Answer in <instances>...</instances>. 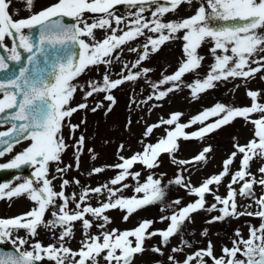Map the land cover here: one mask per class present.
<instances>
[{
	"label": "snow or ice",
	"instance_id": "snow-or-ice-1",
	"mask_svg": "<svg viewBox=\"0 0 264 264\" xmlns=\"http://www.w3.org/2000/svg\"><path fill=\"white\" fill-rule=\"evenodd\" d=\"M23 3L25 10L31 15L14 20L9 12L10 0H0V49L8 53L7 61L20 65L18 70L0 82V127L10 125L7 131H0V157L11 153L22 141H30V144L10 162L0 165V169L18 170L29 166L33 171L31 178L14 187L8 183L0 184V200H12L26 195L35 206L20 216L0 218V244L10 241L15 246L16 253L0 254V264H42L44 261L52 264H99L98 257H102L106 264H133L134 257L146 250V240L158 236L161 238V244L166 246L185 222H193L192 214L201 210L220 213L219 216L206 221L209 224L245 215L258 217L262 223L259 228H249L248 239H243L239 230H236L235 236L238 239H233L231 249L222 247V255L219 258L214 255V246L209 240L205 249L187 255L183 264H193V261L196 264H205V258H210L211 264H264V195L256 198L253 191L256 184L264 187V165L258 168L259 179L250 171L252 161L256 158L264 160V104L258 102L262 95L258 91L246 92L251 101L250 106L234 107L216 103L191 118L188 123L179 122L182 113H173L169 118H162L159 123L147 126L145 138L164 125L169 128L165 129V136L155 144H146L142 152L131 157L121 156L120 163L110 166L119 170L109 181L113 187L106 184L90 190L84 189L77 198L75 194L68 196L64 191L70 183L69 180L62 179L61 191L56 192L52 183L55 177L49 179L50 165H59L62 154L69 147L62 135L66 119L88 107L84 103L71 107L70 102L74 94L78 90L82 91L84 99L87 100L94 94L105 93L104 99L110 102L107 111L110 112L116 103L112 91L125 82L146 76L149 69H140V65L150 54L157 53L172 40H183L184 58L174 73L163 76L152 85L154 95H150L148 100H163L170 93L180 89L181 85L189 88L193 98H198L221 81H247L257 73L264 72V0H206V6H199L194 15L178 21H166L164 17L177 12L184 4L191 5L193 0H56L38 12L33 11L35 0H23ZM120 5L129 10L127 16L115 14V9ZM133 9L135 11H132ZM145 12H150V17L146 18ZM86 13L95 14L96 19L88 23ZM66 18L73 23H65ZM121 25L127 30L122 29ZM96 30H103L107 34L97 40ZM146 32L152 35H146ZM180 33L183 35H178ZM140 37H145L143 51L130 67L127 63L123 65L122 71L127 70V75L113 80L106 72L101 83L89 81L86 91L74 83L86 69L100 65L107 67L113 60L118 61V50ZM6 38L12 40L10 49L5 45ZM85 38L92 43L86 42ZM205 42L211 43L209 51L214 57V63L210 65L206 76L185 84L183 78L188 74H197L202 67L204 57L198 50ZM77 48L78 53L75 51ZM20 50L27 53V57L22 56ZM128 51L138 52V49L129 47ZM6 59L0 55V72H6L9 68ZM253 64L259 66L252 67ZM132 69L140 70L133 72ZM260 79L264 80V75ZM165 85L169 87L156 91ZM99 107V104L96 105L92 111L95 112ZM256 113L261 114L260 117L250 119ZM214 117L217 119L212 123H205ZM237 118H242L254 126L253 139L246 145L234 144L236 151L223 161L221 172L205 179L200 186L185 183L180 175L169 182L185 188L188 194L196 199L186 206L178 207L170 216L162 217L161 222L169 221L165 230L150 232L153 221L145 220L132 230L117 232L112 229L110 232L103 231L101 235L89 234V230L94 226L104 229L111 223L110 218L105 215L110 210L125 212L123 219L127 221L138 210L163 201L165 191L161 187V180L154 179L151 175L147 177L146 182H137L134 188L136 194H143L142 197L118 196L119 192L129 187L125 181L129 178L138 181L141 173L132 171L134 166L157 168L160 166L159 157L162 154L174 157L180 139L202 140ZM196 124L203 127L194 132L185 131ZM69 128L70 132L74 133L78 125H69ZM84 144L85 138L81 136L74 145L77 169ZM120 150H123V145ZM209 152L211 147H205L192 160L178 161L173 158V163L184 165L206 162V154ZM237 154H241L239 169L231 174V179L226 185L227 194L221 197L216 191L224 178L230 174V166L233 165ZM91 158L94 160L96 156ZM71 167H57L56 171L64 173ZM104 171V167H97L91 174ZM75 183L79 184V181ZM236 184H240L238 192L234 188ZM117 185L120 187H115ZM213 185L216 186V191L211 187ZM105 192V202L97 207L88 204L90 195H103ZM207 195H211L215 203L206 207ZM237 195L253 201L258 210L238 211L240 206L237 203ZM70 202L75 203V211L70 210ZM172 203L179 206L181 200L177 199ZM244 207L251 208L252 204ZM50 209L54 210L49 212ZM163 210L162 208L161 211ZM46 214L50 215L51 219H46ZM88 217L102 222L94 225ZM76 222H80L86 238L82 241L80 249L73 251L62 242L73 236ZM41 227L54 234L61 242L59 246H44L35 240ZM56 229H60L58 235ZM20 230L25 231L28 239L18 235L12 238L13 234ZM207 234V229L201 233L202 236ZM30 240L34 242L30 243ZM25 245L31 250H23ZM240 245H243V248ZM151 251L163 254L157 247H152ZM171 251L177 253L182 249L172 248ZM168 259L171 264H180L174 256L170 255Z\"/></svg>",
	"mask_w": 264,
	"mask_h": 264
},
{
	"label": "rangeland",
	"instance_id": "rangeland-1",
	"mask_svg": "<svg viewBox=\"0 0 264 264\" xmlns=\"http://www.w3.org/2000/svg\"><path fill=\"white\" fill-rule=\"evenodd\" d=\"M56 0H35V5L33 8L34 12H38L51 4L55 3ZM201 5L206 6V0H193L191 5H182L177 12L167 14L164 19L166 21H178L183 18L191 17L195 14L197 8ZM132 11H135L133 9ZM210 11V10H209ZM9 12L12 14L14 20H19L26 18L31 15L30 12L25 10L23 0H10ZM129 10L121 5L115 9V14L118 16H127ZM145 17H150V12H145ZM88 18V23H92L96 19L95 14H85ZM215 23V22H214ZM223 23V22H220ZM122 29L124 25L120 26ZM26 31V30H25ZM107 33L103 30H96L95 36L97 40L104 38ZM120 34V33H117ZM146 35H152L146 32ZM180 36L183 33L178 34ZM86 42L92 43V41L87 40ZM145 43V37H140L138 40L131 42L128 45L123 46L121 50H118L120 59L113 60L111 65L107 67L100 65L95 67H90L86 69L85 72L77 78L74 83L83 87L85 91L87 90V84L89 81L101 83L103 76L107 72L110 79H120L122 75H127V70H123V65L127 63L129 67L133 62L138 59V55L143 51V44ZM5 45L9 49L12 46V40H5ZM183 40L175 39L164 46L155 53L150 54L148 59H146L141 65L140 69H149L146 76H141L140 79L136 81H128L120 85L117 89L112 91V95L115 98L116 103L112 106V110L108 112V107L110 102L104 99L105 93L94 94L93 97H89L87 100L84 99V92L77 91L74 94L72 101L70 102L71 107H76L77 105L84 103L88 107L81 109L73 114L71 118H67L65 121V126L62 129V135L65 142L69 145L66 151L62 154V159L59 165H50V175L49 179L55 177L52 180L54 191H61L62 179H67L70 181L69 185L64 189L66 195L75 196L78 198L84 189H94L98 186L108 185L109 181L118 174L117 169L110 166L116 165L121 162L120 157L125 158L131 157L133 154L143 151L146 144H155L159 139L165 136V129L169 126L164 125L161 128L154 130L153 134L145 138V130L149 125L157 124L160 120L167 119L173 113H182L180 123H188L191 118L202 113L203 111L210 109L216 103H222L224 105L234 106V107H245L250 106L251 101L247 97L246 92L248 90H254L260 92L261 98L258 100L259 103L264 104V80L260 79L264 72L257 73L255 77L248 79L247 81L242 79H229L228 81H221L216 87L206 91L201 94L198 98H193L188 87L181 85V88L173 93H170L163 100H148L150 95H154L152 85L160 81L163 76L170 75L176 71L180 63L184 58L182 51ZM129 47H136L138 52H129ZM211 47L210 42H205L202 47L198 50L199 54L204 57L202 61V67L198 70L197 74H188L183 80L185 84H189L197 78H202L206 76L209 71L210 65L214 63V57L209 51ZM252 67H257L259 65L253 64ZM140 69H132L133 72ZM169 87V85L163 86V88L157 89L156 91L163 90ZM144 101H147L144 103ZM100 105L99 108L94 112L93 107ZM107 112V114H105ZM261 114H253L250 119H257ZM217 118H212L205 123H212ZM83 121V123H81ZM69 125H78L77 130L73 133L70 132ZM174 127V126H172ZM203 125L196 124L192 125L191 128L186 129V132H194ZM8 127H0V131H7ZM254 126L251 123H247L242 118H237L231 124L222 127L221 129L209 134L202 140H189L185 141L180 139L178 141V151L175 152L174 157H170L168 154H162L159 157L160 166L154 169L144 168L142 165H136L132 169L134 172H140L141 175L138 177V181L128 179L125 181L129 185L128 188L124 189L122 192L118 193V196L142 197L143 194H136L134 188L137 182L144 183L149 175L153 176L154 179L161 180V187L165 191V197L163 201L158 202L154 205L146 206L133 213L127 221L123 219L125 212L114 209L105 213L111 223L108 224L104 229L92 228L91 231L110 230L112 227H117L118 229L138 226L142 221L149 220L153 221L151 231H157L163 227H168L169 221L164 220L161 222V218L165 216H170L174 210L178 207L186 206L187 204L194 202L196 199L188 194L185 188L178 185L169 183L171 180L176 178L177 175L183 177L185 183H190L193 186H200L201 183L212 175L218 174L222 170L223 161L226 160L231 153L236 151L234 144L246 145L249 140L253 139ZM83 136L85 138V144L83 149H81V154L79 158V168L76 167V148L74 145ZM235 138V139H234ZM30 144V141H22L17 144L11 153L5 154L0 157V165L10 162L14 156L24 149H26ZM121 145H123V150L121 151ZM205 147H211V152L206 154V162H197L191 164L179 165L173 163V158L178 161H190L196 155H198ZM91 150V151H90ZM95 155L96 159L91 157ZM241 154H237V157L230 166V174L224 178L221 185L216 191V186H211L217 195L221 197L226 196L227 188L226 185L231 179V174L239 169ZM71 165L72 167L64 173H59L56 171L57 167L64 168ZM264 165V160L256 158L251 162L250 171L256 176L257 179L260 178L258 173V168ZM97 167H104L105 171L99 174H91L92 170ZM33 169L28 167L24 169L23 173L16 174L8 182L0 179V184L8 183L11 186H16L22 183L25 179L31 178L29 175ZM19 177V179H17ZM79 181V184L75 183ZM242 183V182H241ZM115 187H120L119 185ZM240 184L234 185V188L239 190ZM253 191L255 196L264 195V190H261V186L254 185ZM181 200V205L177 206L172 202L174 200ZM107 200V193L103 195L92 194L88 198V204L93 207H97L100 203ZM206 207L215 203L211 195L206 196ZM251 200L241 198L237 195L238 211H252L253 207L245 209L244 206L250 204ZM35 205L27 198V196H21L19 198H13L12 200L2 199L0 200V218H13L18 215L26 213L28 210L32 209ZM84 205H82L83 207ZM253 206V205H252ZM219 207V205H218ZM69 208L71 211H75V203L70 202ZM164 209L161 211V209ZM54 209H50L52 211ZM220 213L217 211L207 212L199 211L192 214L193 222H185L181 230L174 236L175 248H181V237L183 234L192 236L195 242H199L203 246L206 242L210 240L213 246L220 245L224 240L233 241V239H238L235 236L236 230H239L243 239H248V233L250 227H259L262 221L254 216H241L239 218H226L223 221H216L214 223H206L214 216H219ZM46 219H51L50 215L46 214ZM88 219L92 220L91 217ZM94 225H98L102 221L92 220ZM80 222H76L73 228V236L71 238H66L64 243L65 247L72 248L75 250L81 247L82 241L86 238L82 232L79 231ZM231 225L235 226L234 232L227 233L226 229ZM43 229V230H42ZM207 229V236H202L201 233ZM39 234L35 238L40 242H53L55 244L59 242L54 234L41 227L38 231ZM59 231L56 230L58 235ZM91 235V233L89 232ZM95 233H93L94 235ZM20 236L28 239L24 230H20L18 233L13 234V239L15 236ZM156 238L149 239V244L153 243V246H159L155 243ZM30 243L34 241H29ZM160 242V241H158ZM12 244L10 241H6L4 245ZM2 245V244H0ZM243 248V245H240ZM149 249V248H148ZM29 250L28 245H25V249ZM191 251L192 248H190ZM188 250H186L187 252ZM149 254L145 251L142 256ZM180 257L182 254H177Z\"/></svg>",
	"mask_w": 264,
	"mask_h": 264
},
{
	"label": "flooded vegetation",
	"instance_id": "flooded-vegetation-1",
	"mask_svg": "<svg viewBox=\"0 0 264 264\" xmlns=\"http://www.w3.org/2000/svg\"><path fill=\"white\" fill-rule=\"evenodd\" d=\"M29 166H25V167H22L21 169H18V170H12V169H8L3 175L2 177H0V179L4 180V182H8L12 179V177L16 174H21L23 173L24 169L28 168ZM31 173H29L28 176L31 177ZM261 190L263 191L264 190V187H261ZM261 195H258L256 198H259ZM251 204L253 205V210L251 212H255L258 210V206L253 202V201H250ZM31 210V209H30ZM29 211V210H28ZM27 211V212H28ZM19 216V215H18ZM258 219V217L256 218V220ZM107 226V225H106ZM137 227L136 226H132L131 228L130 227H126V228H121V229H118L117 227H112V229H116L117 232H123L125 230H132V229H135ZM95 229H98L99 227L98 226H95L94 227ZM255 228H259V227H255ZM79 231L83 233V229L81 227V225L79 226ZM112 229L110 230H103V231H111ZM166 227H163L162 229L160 230H165ZM234 229H235V226L234 225H231L230 227H228L226 229V232L229 233H233L234 232ZM40 229H38L39 231ZM43 230V229H42ZM57 231H60V229H56ZM92 229L89 230V232L91 233V235H93V233H95L94 235H101V233L103 232H100V231H91ZM149 231L151 232V229H149ZM156 231V230H155ZM248 237H249V233H248ZM156 238L158 241L155 240V243H157V245L159 246H153V243L151 242V245H148L150 242L149 240H146L145 242V247H146V250L145 251H148V253H150L152 255V257H150L149 254L145 255V256H142V254H144V252L142 254H139V255H136L134 257V260H133V264H171V262L169 261L168 257L171 255V256H174L175 259L177 261L180 262V264H183V260L185 259V257L187 255H192L195 251L197 250H201V249H205L207 247V242H206V245L203 246L202 244H200L199 242H195L192 238V236L190 235H187V234H183V236L181 237V249L182 251L181 252H177V253H173L171 251L172 248H175V244H174V240L172 241L173 238H175L174 236L170 239V241L168 242V244L165 246V245H162L161 244V238L160 237H153V239ZM230 243L228 244V240H224L223 242L220 243V245L218 246H214V255L219 258L222 253H221V249L222 247H228V248H232L233 247V243L231 241H229ZM44 246H47V245H57L59 246L58 244H55L53 242H46V243H43L41 242ZM187 245V246H186ZM0 247H3V248H9V247H13L15 248V246L13 244H9V245H0ZM152 247H157L160 249V251L163 253L162 255L160 254H157V253H153L151 251V248ZM149 248V249H148ZM190 248H192L193 251L190 250ZM72 249V248H70ZM80 248H77L75 249L74 251H77L79 250ZM29 250H31L29 248ZM186 250H188L186 252ZM5 253V252H4ZM183 255L180 257L179 255L177 254H182ZM77 259H79L77 257ZM99 260V264H106V262L102 259V257H98L97 258ZM241 259H243V257H241ZM42 264H52V262H48V261H44L42 262ZM193 264H196L195 261H193ZM205 264H211V260L210 258H205Z\"/></svg>",
	"mask_w": 264,
	"mask_h": 264
},
{
	"label": "water",
	"instance_id": "water-1",
	"mask_svg": "<svg viewBox=\"0 0 264 264\" xmlns=\"http://www.w3.org/2000/svg\"><path fill=\"white\" fill-rule=\"evenodd\" d=\"M64 22L67 23V24H71V23H73V21H71L70 19H67V18L65 19ZM26 31H27V30H26ZM20 51H21V53H22V56L27 57V55H28L27 53H23L22 50H20ZM75 51L78 53V48H77ZM0 55H3V56L5 57V59H6L8 53H6V52H4L2 49H0ZM6 62L8 63L9 68H8V70H7L6 72H0V82H2V81L5 79L6 76H8V75H10L12 72L18 70V68L20 67V65H16V64H14V63L11 62V61H7V59H6ZM24 62L26 63V60H25ZM5 125H8V124H5ZM7 170H8V169H0V177H2V175H3ZM4 252H5V253L16 254V253H15V249L12 248V247H9V248H3V247H0V254H2V253H4Z\"/></svg>",
	"mask_w": 264,
	"mask_h": 264
}]
</instances>
